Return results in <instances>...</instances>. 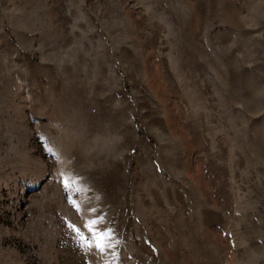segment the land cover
<instances>
[{"label":"rangeland","instance_id":"rangeland-1","mask_svg":"<svg viewBox=\"0 0 264 264\" xmlns=\"http://www.w3.org/2000/svg\"><path fill=\"white\" fill-rule=\"evenodd\" d=\"M0 264H264V0H0Z\"/></svg>","mask_w":264,"mask_h":264},{"label":"snow or ice","instance_id":"snow-or-ice-1","mask_svg":"<svg viewBox=\"0 0 264 264\" xmlns=\"http://www.w3.org/2000/svg\"><path fill=\"white\" fill-rule=\"evenodd\" d=\"M63 183H64L65 188L70 187V183L68 179H65ZM97 223L98 221L94 220V221H91L89 224H86L85 227L88 228L89 230H92ZM70 227H72L77 233H80V229L76 228L74 225H70ZM101 236H103V233H101ZM81 238L82 239L85 238L82 233H81Z\"/></svg>","mask_w":264,"mask_h":264}]
</instances>
